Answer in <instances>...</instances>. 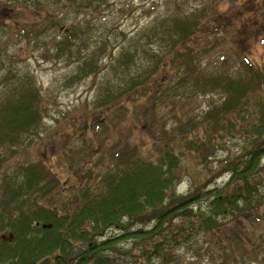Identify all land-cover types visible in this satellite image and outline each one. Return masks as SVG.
I'll use <instances>...</instances> for the list:
<instances>
[{"label": "trees", "instance_id": "16d2710c", "mask_svg": "<svg viewBox=\"0 0 264 264\" xmlns=\"http://www.w3.org/2000/svg\"><path fill=\"white\" fill-rule=\"evenodd\" d=\"M72 1L77 9H87L89 4L107 0ZM263 6H256L252 16L245 18L246 24L241 20L244 8L239 12L234 6L228 12L232 16L225 12L206 15L205 8L198 16H166L160 24L155 22L132 38L135 48H122L106 65H101L96 52V60L87 52L78 54L73 62L77 69L74 80L104 71L116 74L111 85L106 80L102 83L100 96L94 100L99 109H110L113 103L120 105L119 96L125 94L128 102L146 95L149 103H162L173 94L179 99L192 97L193 93H221L223 101L205 114L199 123L203 128L193 138L182 131L178 138L151 142L157 151L154 160H130V152L129 159L123 160L122 154H113L119 168L100 174L97 188L88 185L77 196L74 190L68 191L76 198L73 203H64L63 211L40 202L45 195L57 192V181L54 183L41 165H17L12 173L5 171L0 175V264H148L152 258L159 259L153 260L155 264H174L179 263L175 252L199 235L218 249L236 243L239 250L247 252L251 246L250 253L254 251L258 256L264 245ZM198 17L204 19L202 24ZM25 28L17 25L19 33L15 36L30 39V31ZM200 31L213 44L212 49L223 41L230 44L235 57L223 56L218 62L221 67L198 70V52L186 41L197 38ZM84 35L80 28L69 29L57 42V56ZM253 39L261 52L249 44ZM141 41L144 46L160 42L168 54L160 56L161 51L151 48L138 56L136 46ZM244 41L246 46L240 47ZM230 68L234 70L227 72ZM9 72L8 81L17 84L10 87L9 100L0 105V149L22 144L42 124L36 83L29 75L16 73L17 77ZM120 80H126V85H116ZM233 146L238 149L233 150ZM218 151L225 153V158L217 161L216 169L207 170L206 181L192 193L175 191L188 173L182 164L185 159L208 163V153ZM98 153L101 158L103 151ZM5 159L0 155V167ZM226 176L224 187L208 189L210 182L214 184ZM92 177L87 179L91 181ZM259 228L261 234L257 235ZM229 231L232 238L225 234ZM122 240L131 243L119 245Z\"/></svg>", "mask_w": 264, "mask_h": 264}, {"label": "rangeland", "instance_id": "374dc122", "mask_svg": "<svg viewBox=\"0 0 264 264\" xmlns=\"http://www.w3.org/2000/svg\"><path fill=\"white\" fill-rule=\"evenodd\" d=\"M75 1L78 3L80 0ZM250 1L252 7H249ZM244 2L245 0H236L235 3L231 0H107L100 4H89L87 9H77L72 0H19L15 3L12 0H0V102L10 98V87L17 84L15 80L8 81L9 71L12 75H29L39 89L42 112V124L35 134L22 144L0 149V155L6 157L0 167V175L8 170L12 173L17 165H41L50 173L49 178L54 183L57 181V192L45 195L40 202L63 211V204L73 203L74 195H79L88 185L99 187L103 173L119 168V160L112 158L113 154H122L123 160L129 159L128 152L132 155L130 160H154L157 151L151 142L178 138L182 131L187 137L193 138L203 128L199 123L205 114L223 101L221 93H193L195 95L192 97L179 99L173 94L162 103L156 100L149 103L146 95L140 100L137 96L132 97V102H128L125 94L119 96L120 105L113 103L110 109H99L94 105V100L100 96L102 83L107 81L111 85V78H115L116 74L114 71L110 74L104 71L100 75L74 80L77 69L73 62L78 54L85 52L96 60V52L101 65H106L112 59L110 57H116L122 48H135L132 38L140 36L142 29L155 22L160 24L166 16H198L203 8L206 15L225 12L232 16L228 12L234 6L239 12L241 7L244 8L241 20L245 23V18L252 16L259 3L264 5V0H249L241 6ZM215 7L218 8L216 11L209 10ZM49 18L56 19L59 25L49 23L42 26L41 23ZM198 18L202 24L204 19ZM17 25L30 30V39L15 36L19 33ZM73 27L80 28L85 34L84 38L74 43L67 52L57 56V42ZM37 31H41L39 36H35ZM201 31L197 38L186 41L198 52V70L214 69L216 65L219 66L218 62H221L223 56L231 59L235 57L236 52L225 41L212 49L213 44L201 35ZM248 31L250 34L251 30ZM84 39L85 44L82 46ZM144 44L141 41L136 46L138 56H142L143 50L151 48L154 52L161 51L160 56L168 54L167 49L161 48L163 45L160 42L152 46ZM246 44L247 41H244L240 47ZM249 44H253L254 51L261 52V47L255 44L254 39ZM103 48V52H100ZM168 56L165 59L169 61ZM232 70L234 69L230 68L227 72ZM155 82L159 83L158 77ZM116 85L124 86L126 80L117 81ZM149 86L154 88L158 85ZM149 86L146 85L145 88ZM170 86L173 85H167ZM237 149L233 146V150ZM98 151H103L101 156L104 159L100 158ZM208 156V163L198 164L193 158L182 162L188 173L183 175L182 182L179 180L181 183L175 191L181 194L192 193L200 183L206 181L209 176L207 170L216 169L219 165L217 161L223 160L225 153L209 152ZM88 176L94 177L89 181ZM227 180L226 176L219 178L214 184L210 182L208 189L215 185L224 187ZM71 190H74V195L68 192ZM262 208L264 209V204ZM255 232L257 235L261 234V229ZM112 234L116 232H110ZM225 234L232 238L231 231ZM130 243L131 240H122L119 245ZM232 244L233 247L222 246L218 249L215 245H210L208 238L199 235L192 243L175 252L179 263L174 264H264V245L257 256L254 251L250 253L251 246L247 247V252H242L238 244ZM153 260L159 259L152 258L148 264H155Z\"/></svg>", "mask_w": 264, "mask_h": 264}, {"label": "flooded vegetation", "instance_id": "af4514ba", "mask_svg": "<svg viewBox=\"0 0 264 264\" xmlns=\"http://www.w3.org/2000/svg\"><path fill=\"white\" fill-rule=\"evenodd\" d=\"M14 17H16V15L13 14Z\"/></svg>", "mask_w": 264, "mask_h": 264}]
</instances>
